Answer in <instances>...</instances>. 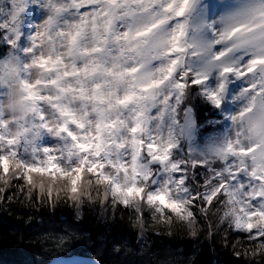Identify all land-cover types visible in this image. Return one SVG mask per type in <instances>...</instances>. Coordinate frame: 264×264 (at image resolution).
<instances>
[{
    "label": "snow or ice",
    "instance_id": "1",
    "mask_svg": "<svg viewBox=\"0 0 264 264\" xmlns=\"http://www.w3.org/2000/svg\"><path fill=\"white\" fill-rule=\"evenodd\" d=\"M17 208H67L59 247L72 220L103 223L95 256L53 264H182L150 236L264 264V0H0V209Z\"/></svg>",
    "mask_w": 264,
    "mask_h": 264
},
{
    "label": "trees",
    "instance_id": "2",
    "mask_svg": "<svg viewBox=\"0 0 264 264\" xmlns=\"http://www.w3.org/2000/svg\"><path fill=\"white\" fill-rule=\"evenodd\" d=\"M29 215H32V219H29ZM69 220L71 217L67 208L58 209L51 218L47 214L42 217L18 208L0 209V264H45L57 255L95 256V253L90 251L92 241L98 239L105 229L103 223L91 214L81 221L72 220L81 236L72 246L59 247L55 239L47 238L48 232L64 229V222ZM55 235L58 236L59 233ZM125 237L127 246L139 252L141 242L131 233H125ZM144 247L156 253L161 249L173 250L175 255L168 259L181 261L182 264H228L230 260L235 259L226 255L223 249L217 250L218 245L203 239L196 241L177 237L172 241L150 236Z\"/></svg>",
    "mask_w": 264,
    "mask_h": 264
},
{
    "label": "water",
    "instance_id": "3",
    "mask_svg": "<svg viewBox=\"0 0 264 264\" xmlns=\"http://www.w3.org/2000/svg\"><path fill=\"white\" fill-rule=\"evenodd\" d=\"M78 255H80V254H78ZM82 256V258H88L89 256H87V255H81ZM67 256H59V255H57V256H55V257H53L52 259H50L47 263H45V264H53V261H55L56 259H59V258H66ZM97 259V258H96Z\"/></svg>",
    "mask_w": 264,
    "mask_h": 264
}]
</instances>
